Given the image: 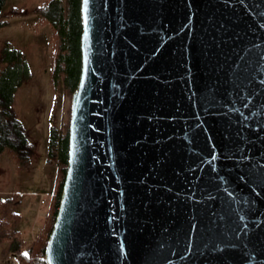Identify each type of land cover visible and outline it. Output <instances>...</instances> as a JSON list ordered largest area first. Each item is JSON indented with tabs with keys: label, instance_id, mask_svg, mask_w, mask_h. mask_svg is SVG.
<instances>
[{
	"label": "water",
	"instance_id": "obj_1",
	"mask_svg": "<svg viewBox=\"0 0 264 264\" xmlns=\"http://www.w3.org/2000/svg\"><path fill=\"white\" fill-rule=\"evenodd\" d=\"M46 264H264V0H80Z\"/></svg>",
	"mask_w": 264,
	"mask_h": 264
},
{
	"label": "trees",
	"instance_id": "obj_2",
	"mask_svg": "<svg viewBox=\"0 0 264 264\" xmlns=\"http://www.w3.org/2000/svg\"><path fill=\"white\" fill-rule=\"evenodd\" d=\"M7 0H0V27L7 23L2 16ZM39 23L50 28L49 82L53 89L61 83L64 98H68L67 119L60 125L51 124L47 141V157L55 161L53 188L43 216L44 230L36 237L26 238L19 228L22 215L15 209V196L0 198V258L17 255L20 264H46L44 250L52 227L67 167L70 98L77 86L81 51L82 23L80 0H47L34 9ZM0 61V155L9 153L17 168L27 167L35 152L26 130L16 115L13 102L22 82L31 77V68L21 49L6 41L1 47ZM1 264V263H0Z\"/></svg>",
	"mask_w": 264,
	"mask_h": 264
},
{
	"label": "rangeland",
	"instance_id": "obj_3",
	"mask_svg": "<svg viewBox=\"0 0 264 264\" xmlns=\"http://www.w3.org/2000/svg\"><path fill=\"white\" fill-rule=\"evenodd\" d=\"M45 1L47 0H7L2 9V16L7 23L0 27V51L8 41L22 50L30 64L31 77L16 90L13 108L28 137L36 141L38 151L42 149L46 139L48 141L50 123L59 126L61 121L67 119L66 108L69 105L68 98L63 97L61 83L53 89L49 82L51 31L48 25L39 23V16L34 11ZM2 66L0 61V68ZM10 159L13 158L7 152L0 155V198L9 194L15 196V209L22 215L19 228L26 238H33L45 231L42 219L51 193L50 183L46 187L48 193L40 194L45 203L39 204L38 172L32 169L16 172L11 169ZM51 160L53 163L49 166L53 167L55 161ZM41 176H44V172ZM0 263L20 264L14 253L0 258Z\"/></svg>",
	"mask_w": 264,
	"mask_h": 264
},
{
	"label": "crops",
	"instance_id": "obj_4",
	"mask_svg": "<svg viewBox=\"0 0 264 264\" xmlns=\"http://www.w3.org/2000/svg\"><path fill=\"white\" fill-rule=\"evenodd\" d=\"M29 140L34 144L35 147V154H33L32 156L33 158L31 159L30 164L24 168H17V163L13 159H10V163H11L10 166L13 167L11 169H14V171L16 172L21 171L23 169H32L38 172L37 182L40 183L39 186L40 190L38 192L39 204H40V197H41L40 194L48 193L46 187L47 185H49V183H50V192H51L54 175H55V164L53 167L49 166L53 162L51 159L47 158V139L40 151H38V145L36 141L30 138ZM42 172H44L43 177L41 176Z\"/></svg>",
	"mask_w": 264,
	"mask_h": 264
},
{
	"label": "built area",
	"instance_id": "obj_5",
	"mask_svg": "<svg viewBox=\"0 0 264 264\" xmlns=\"http://www.w3.org/2000/svg\"><path fill=\"white\" fill-rule=\"evenodd\" d=\"M40 203H45V199H44L43 195H41V197H40Z\"/></svg>",
	"mask_w": 264,
	"mask_h": 264
}]
</instances>
